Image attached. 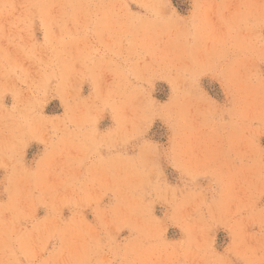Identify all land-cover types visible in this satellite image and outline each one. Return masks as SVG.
<instances>
[{
  "label": "rangeland",
  "instance_id": "rangeland-1",
  "mask_svg": "<svg viewBox=\"0 0 264 264\" xmlns=\"http://www.w3.org/2000/svg\"><path fill=\"white\" fill-rule=\"evenodd\" d=\"M0 264H264V0H0Z\"/></svg>",
  "mask_w": 264,
  "mask_h": 264
},
{
  "label": "crops",
  "instance_id": "crops-1",
  "mask_svg": "<svg viewBox=\"0 0 264 264\" xmlns=\"http://www.w3.org/2000/svg\"><path fill=\"white\" fill-rule=\"evenodd\" d=\"M119 18V17H118ZM119 19H117V21H118ZM118 24H119V22H117Z\"/></svg>",
  "mask_w": 264,
  "mask_h": 264
}]
</instances>
